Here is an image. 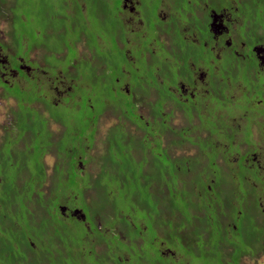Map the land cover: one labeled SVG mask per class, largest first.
Here are the masks:
<instances>
[{"label": "trees", "instance_id": "16d2710c", "mask_svg": "<svg viewBox=\"0 0 264 264\" xmlns=\"http://www.w3.org/2000/svg\"><path fill=\"white\" fill-rule=\"evenodd\" d=\"M251 1L252 4L260 3V6L264 7V0ZM96 70L97 68L94 67L95 73ZM98 82L100 86H103L100 79ZM12 93L14 95V91ZM99 93L89 88V103L85 102L87 98L83 99L84 102H72V109L78 111L80 107H85L92 114L82 122L84 127L76 123L73 131L64 128L59 138L52 137L49 122L50 120L55 121L61 127L64 124L59 119L60 117L51 113L50 109L55 106L47 103L48 101L41 96L43 93L31 91L25 94V97L15 94L18 102L10 109V120L0 124L2 133L0 134V253L3 257L0 264H95V262L88 263V259L97 261V264H130V260L128 262L119 261V251H112L127 247L123 239L127 238L130 231L135 228L132 224L139 220L146 225V217L152 213V210L155 214L154 219L157 221L154 227L161 224V217L165 211L163 207H159L166 202L167 205L169 204L168 214L171 217H176L177 213L181 212V251L184 252V257H187V260L186 258L181 259V263L174 262V260L173 264H184L185 261L189 264L190 258L199 255L217 260L216 263L211 264H227V261L232 262L231 257L234 253L236 259L233 264H239L240 258L247 251V246L245 245L244 249L236 247V236L242 242L249 236H253L243 234L237 226L236 230H233L232 225L235 223L231 225L230 231L229 226L221 222V217L230 216L234 222L238 212H241V220L250 216L254 217L255 226L261 228L260 222L264 225V218L260 219L258 216L264 217V214L259 212L256 201L258 192L262 189L248 184L244 179V172L233 176L231 172L223 169L226 165H230L235 148L240 145L244 147V143L249 142L247 137L237 136L231 140L210 138L192 140L188 137V144L194 145L197 151L195 155L181 159V155L173 157L168 152L174 147L181 148L185 138L183 133L188 134L187 130L181 131V128H173L167 124L166 127L161 125L166 132L154 138V147H151L147 135L137 139V136H128L124 134V131L114 130L106 136L108 144L106 154L95 157L102 162V166H100L97 179L93 180L92 188H90V185H86V181L91 177L85 175L83 169L78 166L83 167L89 160L86 159V148H91L97 130V120L101 113V107L96 110L94 105V102L100 103L102 100L103 91ZM117 100L120 101V99ZM33 103L43 104L50 120L46 119L39 109L32 108ZM88 105H91L94 110H91V106ZM135 110V108L132 109L131 115L138 124ZM31 115H35L36 120ZM36 123L41 125L36 127ZM138 126H142V122ZM220 128L225 133V125L223 127L219 125ZM228 128L231 131L230 135L234 137L238 132L236 124L228 125ZM139 129L147 131L144 127ZM208 131L213 132V130ZM232 141H236L237 144H232ZM163 142L166 144L164 148H162ZM50 150L54 153L57 162L53 174L49 177L44 157ZM236 153L238 154L237 151ZM181 160H185L186 164H181ZM238 160L239 164H242L243 155H239ZM148 162L151 165L145 168L144 165ZM184 174H190L191 178L189 180L181 178ZM234 180L239 183H231ZM176 181L181 184V190L173 189ZM187 182L192 187L190 190H187L185 184ZM241 182L248 185V188L245 187L247 190L240 186ZM223 183H226V189H230L229 202L219 191V186ZM162 185L171 186L168 192L172 196L160 195ZM259 185L264 186V182ZM119 189L123 190V196L126 199L132 200V215L135 216L137 211L145 213L143 217L139 214L135 218L121 216V219L126 220L123 224L127 226L126 235L123 234V230L115 233L101 230L92 222L91 217L83 212L87 208L83 202L86 190V195L89 193L91 200L94 199V194L101 196L100 190H103L111 205L113 195H118ZM153 192L155 196H159L158 199L152 197ZM110 194L112 198H109ZM181 195L186 202L184 212L187 216L185 217L183 210L175 204V199L181 200ZM68 196L75 197L74 202L81 200L80 204L83 206L78 208L82 210L85 219L82 217L67 218L62 213V207H71L70 205L63 206ZM235 197L236 199L251 197L252 203L247 207L245 200L244 207L238 205L236 208L233 203ZM149 198L152 199L151 205L148 204ZM254 204L257 205L258 211L255 216L249 211ZM115 210L116 206H113L114 216ZM71 219L77 223V226H74L76 236H72V226L68 223ZM129 219L132 220L130 224ZM116 220L119 219L116 218ZM173 227L176 231L170 239L177 243L175 240L179 237L180 226L175 224ZM119 233L123 234V239L119 237ZM212 237L216 240L215 245L210 242ZM93 238L101 239L105 245L106 249L102 254L95 252L93 244L89 245ZM253 238L248 242L249 246L253 247L250 248L251 257L261 251L263 247L261 244L264 243V236ZM206 246L209 248L207 249ZM130 247L134 248V245ZM226 254L227 258L222 261L223 255ZM149 257H151L149 254H137L133 262L144 264L145 260L142 259L147 260ZM171 263L170 259L168 261L166 259L157 261L155 257L153 259V264Z\"/></svg>", "mask_w": 264, "mask_h": 264}, {"label": "flooded vegetation", "instance_id": "af4514ba", "mask_svg": "<svg viewBox=\"0 0 264 264\" xmlns=\"http://www.w3.org/2000/svg\"><path fill=\"white\" fill-rule=\"evenodd\" d=\"M112 2L117 13L115 17L121 24L119 29H115V33L122 34L115 35L113 45L109 44L107 49L111 56L118 60L122 58L123 61L122 64L118 63L121 78L115 77L114 86L118 85V87L117 89L112 87L110 91L114 97L110 98L106 92H103L99 103L102 108L99 116L109 109V104L113 108H121L120 113L128 120L126 122L138 128L144 127L149 130L155 124L166 127L169 120L174 119L173 115L178 114L182 120L181 131L187 130V133H191L197 126H201L206 127L202 129L208 136L205 139L231 140L237 136L247 137L249 142L244 143V147L237 146L232 156L236 157L237 168L238 157L243 155L241 165L244 169V179L249 182L252 176L255 180H259V182L253 181L251 186L256 185L255 187L261 189L258 183L264 182V27L256 22L259 21L258 17L264 18V7L260 6V3L248 6L252 9L250 15L247 13L246 0H219V2L217 0H113ZM80 6V9L84 10V6L82 4ZM32 47L34 50L40 48ZM31 48L23 47L17 52L0 40L2 95L18 102L16 93L25 97V94L31 91L41 92L47 103L55 107L71 106L72 102H84L85 98H87L86 103L90 102V82L88 80L85 84L83 82L87 72H83V76L76 77L70 72L72 68L75 73L74 65L86 62L85 59L82 58L79 62L71 61L64 74L44 60L37 61V57L31 59L29 55ZM10 50L11 53L8 52ZM76 54H79L78 50ZM141 62L145 65L146 72H140L136 78L142 90L136 83L131 82V73L124 65V63L128 64L132 70L138 71L136 66ZM93 64L98 71L96 74L104 69L103 62L98 63V60H95ZM43 66L46 67L41 68ZM243 66H247L248 72H236L237 68ZM49 68H52L53 73L46 70ZM237 73L243 74L235 77ZM102 77H111V74L106 71ZM115 98L120 99V105L112 103V99ZM53 99H57L58 103H53ZM64 99L66 100L63 104ZM141 105L150 108L148 113L152 117V122L144 121L142 116H137L139 122L137 124L136 119L132 118V109ZM166 107L168 112L164 114L163 110ZM91 108L94 110L92 106ZM158 116L161 117L156 120ZM141 122L142 126H138ZM124 124L125 122L121 123L119 129L115 125L112 131H124V134L128 135ZM234 124L238 132L232 137L228 125ZM219 125L222 127L225 125V133L222 128L219 129ZM208 130L213 132L210 133ZM141 132L142 136H145L146 131ZM160 132L158 136L166 132L165 128L161 127ZM188 134L183 133L185 138L181 146L188 143V137L192 140L199 138ZM232 144L237 142L232 141ZM190 146L195 147L191 144ZM183 157L184 155H181V158ZM260 195H264L263 190ZM261 199V196H257L256 201L259 212L264 214ZM62 213L67 218L82 217V210L78 207L63 208ZM154 215L153 211L149 216L147 215L146 222L149 219L153 220ZM240 217L241 212H238L236 219ZM128 222L130 224L132 220L129 219ZM153 222L144 227L142 223L132 224L137 239L135 245L140 246L141 243L147 242L148 239L143 235L151 232L153 237L150 243L156 244V248L146 254L155 257L157 261L165 259L168 261L175 256V252L166 246L167 240L157 234ZM232 229L236 230L235 224L232 225ZM263 231L261 230L260 235L256 237L264 236ZM178 232L179 237L175 241L178 248H181V229ZM122 233H119L120 238L125 235V232ZM164 237L170 239L165 234ZM252 238L249 236L243 241L247 244L243 258L251 255L250 248L253 247L249 246L248 242ZM261 246L263 247L258 255L263 252L264 243ZM118 258L119 261H128L122 255Z\"/></svg>", "mask_w": 264, "mask_h": 264}, {"label": "rangeland", "instance_id": "374dc122", "mask_svg": "<svg viewBox=\"0 0 264 264\" xmlns=\"http://www.w3.org/2000/svg\"><path fill=\"white\" fill-rule=\"evenodd\" d=\"M113 0H0V40L7 45H10L12 50H16L17 52L22 50L23 47H26L27 49H30L32 46H39L40 48L37 50H34V47L31 48L29 51V55L31 59H34V57L37 59V61L44 60L45 62L49 63L50 65L56 67V69L61 70L64 74L66 71V67L70 66L71 61H81V59H85L86 62L77 63L74 65L75 73L72 68H70L71 74L76 76H83V72H87L85 79L83 80L84 84L85 81L88 80L89 88L93 92H106L108 96L114 97V95L110 92L112 87H115L117 89L118 85H115V79L121 78L120 72L118 70V63L122 64L123 59L120 58L119 60L116 59L114 56H111L107 46L111 44L113 45V40L115 38V35H121L122 33L118 32L115 33L116 28H120V22L117 21V18L115 17L117 13H115ZM219 2V0H217ZM246 6H247V13L250 15L252 14L251 7H248L252 5L251 0H246ZM84 6V10L80 9V5ZM186 11V9H185ZM256 22V24H259L264 27V18L260 19ZM106 46V47H104ZM79 52V54H76V52ZM11 53V50L8 51ZM43 58V59H42ZM95 60H98L99 62H103V67L101 70V73L96 74L94 72V64L93 62ZM138 64V63H137ZM125 68L127 71H130L131 77L130 80L133 83H136L137 87L142 90L140 87L139 80L136 78V75L140 72L145 73V65L139 63L136 68L139 69L138 71H134L130 68V65L125 64ZM46 66H43L41 68H45ZM50 73H53L52 68L46 69ZM109 71L111 74V77H102L103 74ZM236 72H248L247 66H243L241 68H237ZM142 73V76L144 75ZM75 74V75H74ZM243 73H237L235 77L242 75ZM71 75V76H72ZM116 77V78H115ZM102 80V85L98 84V79ZM247 85V84H246ZM245 85V86H246ZM138 89V90H139ZM140 91V90H139ZM141 92V91H140ZM24 95V93H23ZM100 95V93H99ZM65 100H63V104L65 103ZM150 100H153V98H150ZM57 99H53V103H58ZM16 101L12 98H9L5 95H2L0 92V124L2 122H8L10 120V109L15 106ZM112 103L115 105H120V101L118 102L117 99H112ZM95 109L99 110L100 106L99 103L94 102ZM32 108L39 109L43 116L46 119H49V115L45 110V107L41 103H33ZM109 109L104 111L102 115L98 117L97 120V130L94 134V141L92 142L91 148H86L87 157L86 159H89L86 164L82 167L81 165L78 167H81L83 169L84 174L91 177L88 178L86 181V185H90L92 188L93 180L97 179L100 171V166H102V162L95 158L103 154H106L107 152V141L106 136L112 130L114 129L115 125L119 126L121 123L125 122L124 126L126 127V131L128 132V136H137V139L142 136L143 130H139L137 126L131 125L126 118H124V115L120 113L119 107L113 108L111 105L108 104ZM144 105H141L140 107H137L135 112L137 116H142L144 121H151L152 117L148 113L150 108H144ZM78 111L76 109H72L71 106H58L53 107L51 110V113H55L59 119L63 122L64 126H60L59 123L55 121L50 120V131L52 133V137L59 138L60 133L65 128V130L73 131L74 126L76 123L79 124L80 127H84L82 124L85 119H88L89 116H91L92 112L87 110L85 107H80ZM102 110V108H101ZM100 110V111H101ZM168 112V107L163 110V113L165 114ZM33 116L34 120H36L35 115ZM174 119L169 120V124L171 127L174 128H181L182 120L181 117L178 114H174ZM158 116L156 117V120L160 119ZM41 125L40 123L36 127ZM206 127L197 126L196 130L194 132H188L189 136L194 138H205L207 137V133L203 131L202 129H205ZM160 125L155 124L152 125L149 130L145 132V135H147L148 141L151 143V147H154V138L158 137L160 132ZM201 129V130H200ZM0 134H2L0 132ZM126 137V136H125ZM127 139V137H126ZM136 139V140H137ZM166 147L165 142L162 143V148ZM172 151H169L171 156L173 157H179L180 155H184V157H190L195 155L196 153V147L190 146V144L185 143L184 146H181V148H172ZM138 152H140L138 150ZM142 153V152H140ZM147 155L150 157V154L147 153ZM45 167L47 175L53 174L54 166L57 162L56 157L54 156V153L51 152V150L45 155L44 157ZM182 159V158H181ZM186 159V158H185ZM236 157L235 155L231 157V163L230 165H226V168L223 167L224 170H228L227 172H231V174L238 175L242 174L244 172V169H242V165H238V169L236 168ZM222 163V160L220 161ZM181 164H186L185 160H181ZM149 162L145 163L144 167H148ZM148 170V169H147ZM241 172V173H239ZM238 177V176H237ZM235 177V178H237ZM181 178L188 180L191 178L190 174H184L181 175ZM174 179V178H173ZM179 181V180H178ZM178 181L174 182L176 183L173 185V189L177 188V190H181V184L178 183ZM253 181L255 180L251 176L248 184L252 185ZM190 182V181H189ZM189 182L185 183L187 186V190H190L191 185H188ZM239 183V181L234 180L231 183ZM235 183V186H236ZM259 184V183H258ZM226 183H223L222 186H219V191L221 192V195H223V198H226L227 201H230L231 193L230 189H226ZM240 186L242 188H248L247 184L240 183ZM256 186V185H255ZM245 188V189H246ZM240 189V188H239ZM261 189L264 191V186L261 187ZM168 190H171V186L162 185L161 186V192L160 195L169 197L170 192ZM247 190V189H246ZM87 191V190H86ZM86 191L84 193L83 202L86 205V210L83 211L85 214L87 213L88 216L91 217L92 222L98 226V228H101V230L110 231L111 233H115L116 231L119 232V230H123L125 232V229H127V226H124L123 224L126 223L125 219H121V216H127V218H135L138 216V214L143 217V212L137 211L135 213V216L131 214V210L133 209V202L131 199H126L123 196V190L119 189V194L113 195V206H116L115 210V216L112 213L113 206L109 204L107 201V197H105V194L103 193V190H100L101 196L94 194L93 200H91L89 193L86 195ZM90 193L93 195V192L90 191ZM158 193V192H157ZM152 194V193H151ZM246 195V194H245ZM109 198H112L111 194L108 195ZM172 196V195H171ZM258 196H261L262 204L264 205V195H260V192H258ZM152 197L154 199H158L159 196H155V193L153 192ZM73 200H76L73 196L67 197V202L63 204V206L70 205L71 207H81L83 205L80 204L81 200L79 199V202H74ZM78 200V199H77ZM247 201V207L252 203L251 197H245L243 198H237L233 200L234 206L237 208L244 207L246 205ZM160 201V200H159ZM166 201V200H165ZM152 199L149 198V203L151 205ZM167 203V202H166ZM163 204V211L164 214H162L161 217V224L157 225V234L161 236L164 240L166 239V246L170 248L172 251L175 252V256L170 258L174 262H180L181 259L187 260V257H184V252L181 251V248L177 246V244L171 239H168L164 237V234L166 236L172 237V234L174 235L176 228L173 227V225L177 224V226H180L181 229V212L177 213L176 217H171L170 214H168L169 211V204ZM175 204L180 207V209L183 210L184 217L187 216L184 212L185 208V200L181 195V200L175 199ZM65 208V207H62ZM82 208V207H81ZM13 209V208H12ZM153 211V210H152ZM151 211V212H152ZM249 211L253 214V216L256 215L257 211V205L254 204L252 207L249 208ZM170 212V211H169ZM194 213H197L198 211H192ZM237 212V211H236ZM235 212V213H236ZM75 213H79L78 211H75ZM120 216V218H119ZM131 216V217H130ZM260 219H263L264 217L261 215ZM77 218H81L77 216ZM119 219V220H116ZM225 220L224 216L221 217V222L227 226H229L231 231V225L235 223L237 228L239 230H242V233L248 234L255 238L256 235H260L261 229L264 230L263 223L260 222L261 228L257 225H254V217L248 216V218H244L243 220L235 219L234 222L233 218L230 216L226 217ZM74 219V218H73ZM73 219L69 220L68 223L71 224V233L72 236H76V230L74 226H77V223L73 221ZM179 219V220H177ZM137 220V218L135 219ZM175 222H173V221ZM153 224H157V221L155 219H149L147 222V226L152 222ZM137 223H142V226H145V223L143 221L137 220ZM259 224V223H258ZM256 227V228H255ZM135 232L130 231V234L127 238L123 239V242L127 245V247H121L117 248L116 250L112 252H118L120 255H122L125 259L130 260V264H135L136 255H145L148 251H154L156 248V244H151L152 240V233L147 232L144 233L143 237L147 238L148 241L141 243L140 247L136 246V236L134 234ZM231 233V232H230ZM128 234V233H127ZM126 235V233H125ZM148 235L150 238H148ZM247 236V237H248ZM260 237L257 236L256 239ZM215 238L212 237L210 242L212 244H216ZM235 241V239H234ZM93 244L95 252L98 254H102L104 252L105 245L103 244L102 240H98L96 238H93V241L89 244ZM134 245V248H131L130 246ZM246 243H243L242 240H240L236 236V247L244 249ZM164 245V247L166 248ZM208 249L209 246H206ZM134 249V250H133ZM232 250L231 248L229 249ZM228 250V251H229ZM185 251V250H184ZM215 257V256H213ZM227 258V254L224 256L223 259ZM232 262L227 261V264H233L236 259L235 253L232 255ZM153 257H149L147 260L143 258L142 260L144 264H153ZM3 260L2 254L0 253V262ZM184 260V261H185ZM88 263L95 262L97 264V261L88 259ZM127 261V262H128ZM212 262L216 263L217 260L211 257L204 258L201 255L196 256L194 258L189 259V264H211ZM230 262V263H229ZM114 264V263H113ZM173 264V262L171 263ZM184 264H188L186 261ZM222 264V263H220ZM239 264H264V249L263 252L258 255L251 256H244L240 258Z\"/></svg>", "mask_w": 264, "mask_h": 264}, {"label": "water", "instance_id": "95a60500", "mask_svg": "<svg viewBox=\"0 0 264 264\" xmlns=\"http://www.w3.org/2000/svg\"><path fill=\"white\" fill-rule=\"evenodd\" d=\"M62 209H63V208H62ZM62 209H61V210H62ZM81 216H82V218H83V219H85V216H84V214H83V213H82V215H81Z\"/></svg>", "mask_w": 264, "mask_h": 264}]
</instances>
